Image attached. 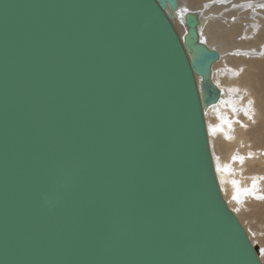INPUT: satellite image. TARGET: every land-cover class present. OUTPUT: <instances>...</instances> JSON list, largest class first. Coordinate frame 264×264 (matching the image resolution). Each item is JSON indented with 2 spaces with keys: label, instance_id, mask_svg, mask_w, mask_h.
<instances>
[{
  "label": "water",
  "instance_id": "obj_1",
  "mask_svg": "<svg viewBox=\"0 0 264 264\" xmlns=\"http://www.w3.org/2000/svg\"><path fill=\"white\" fill-rule=\"evenodd\" d=\"M178 8L0 0V264H263L212 155L221 55Z\"/></svg>",
  "mask_w": 264,
  "mask_h": 264
},
{
  "label": "bare ground",
  "instance_id": "obj_2",
  "mask_svg": "<svg viewBox=\"0 0 264 264\" xmlns=\"http://www.w3.org/2000/svg\"><path fill=\"white\" fill-rule=\"evenodd\" d=\"M188 12L221 55L213 81L222 96L205 112L218 180L264 264V0H179L172 13L182 37Z\"/></svg>",
  "mask_w": 264,
  "mask_h": 264
}]
</instances>
